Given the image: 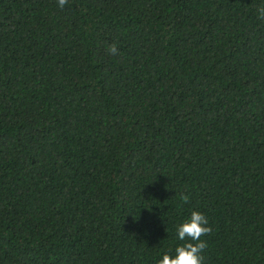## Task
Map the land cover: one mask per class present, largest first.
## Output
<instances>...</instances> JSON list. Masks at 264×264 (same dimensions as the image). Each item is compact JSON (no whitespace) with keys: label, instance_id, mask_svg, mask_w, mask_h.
Segmentation results:
<instances>
[{"label":"trees","instance_id":"trees-1","mask_svg":"<svg viewBox=\"0 0 264 264\" xmlns=\"http://www.w3.org/2000/svg\"><path fill=\"white\" fill-rule=\"evenodd\" d=\"M260 6L0 0V264H264Z\"/></svg>","mask_w":264,"mask_h":264},{"label":"clouds","instance_id":"clouds-1","mask_svg":"<svg viewBox=\"0 0 264 264\" xmlns=\"http://www.w3.org/2000/svg\"><path fill=\"white\" fill-rule=\"evenodd\" d=\"M58 6L63 8L68 0H57ZM257 16L264 19V6L257 8ZM111 55L118 54L115 43L107 49ZM180 200L187 203L188 195L181 194ZM212 231L208 218L199 210H192L190 215L176 225L177 238L182 243L177 244L173 252H163L157 264H203V252L207 248V241L202 237Z\"/></svg>","mask_w":264,"mask_h":264}]
</instances>
